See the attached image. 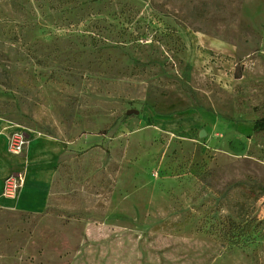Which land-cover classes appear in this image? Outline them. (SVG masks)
I'll list each match as a JSON object with an SVG mask.
<instances>
[{
	"label": "rangeland",
	"instance_id": "374dc122",
	"mask_svg": "<svg viewBox=\"0 0 264 264\" xmlns=\"http://www.w3.org/2000/svg\"><path fill=\"white\" fill-rule=\"evenodd\" d=\"M263 29L264 0H0V264H264Z\"/></svg>",
	"mask_w": 264,
	"mask_h": 264
},
{
	"label": "crops",
	"instance_id": "0c3cea01",
	"mask_svg": "<svg viewBox=\"0 0 264 264\" xmlns=\"http://www.w3.org/2000/svg\"><path fill=\"white\" fill-rule=\"evenodd\" d=\"M262 53H264V29H263V40H262ZM257 72L260 73L259 71H255L254 73L256 74ZM254 78L256 77L254 76ZM261 97L262 99H264V94L261 95ZM255 98L259 99L260 97H255ZM257 118L259 117L254 118V120ZM31 184L32 182L30 181V179H28L26 183L27 187H26L24 196H23L24 189H22L20 192L19 205L21 208H24V209L36 210L41 206V202L39 199H36L35 197L36 196L39 197V194H41L42 189L34 187L33 184L31 186Z\"/></svg>",
	"mask_w": 264,
	"mask_h": 264
},
{
	"label": "built area",
	"instance_id": "2783aa9c",
	"mask_svg": "<svg viewBox=\"0 0 264 264\" xmlns=\"http://www.w3.org/2000/svg\"><path fill=\"white\" fill-rule=\"evenodd\" d=\"M17 140H14L12 144V149L15 152L20 151L23 143V140L16 138ZM23 184V179L20 177H11L7 179L5 189H4V194L9 197L13 198L17 195L18 191L20 190L21 186Z\"/></svg>",
	"mask_w": 264,
	"mask_h": 264
},
{
	"label": "trees",
	"instance_id": "16d2710c",
	"mask_svg": "<svg viewBox=\"0 0 264 264\" xmlns=\"http://www.w3.org/2000/svg\"><path fill=\"white\" fill-rule=\"evenodd\" d=\"M253 130L254 131H264V115L263 116H260L259 118L255 119L253 121ZM251 226H252L251 223L250 224L249 223H245L239 229L240 230H243V231H248V230H250Z\"/></svg>",
	"mask_w": 264,
	"mask_h": 264
},
{
	"label": "water",
	"instance_id": "95a60500",
	"mask_svg": "<svg viewBox=\"0 0 264 264\" xmlns=\"http://www.w3.org/2000/svg\"><path fill=\"white\" fill-rule=\"evenodd\" d=\"M200 135H201V136L204 135V131H201V132H200Z\"/></svg>",
	"mask_w": 264,
	"mask_h": 264
}]
</instances>
